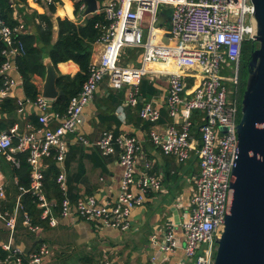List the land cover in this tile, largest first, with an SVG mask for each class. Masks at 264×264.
<instances>
[{
    "label": "built area",
    "instance_id": "2783aa9c",
    "mask_svg": "<svg viewBox=\"0 0 264 264\" xmlns=\"http://www.w3.org/2000/svg\"><path fill=\"white\" fill-rule=\"evenodd\" d=\"M32 1L54 3V0ZM163 11L167 21L160 23L158 17ZM96 12H102L108 22L102 26L105 32L99 39L104 48L98 61L91 63L81 90L70 99L64 113L54 111L53 100L43 97L41 90L33 100L19 98V111L24 103L35 106L39 126L23 134L17 124L0 131V157L18 166L15 152L28 153L30 185L20 189L36 196L41 217L50 226L57 224L58 216L77 215L87 221L126 229L131 210L145 201L148 192L160 189L161 179L150 173L146 160L137 169L140 145L136 136L103 131L95 141H90L78 132V125L84 108L94 99L104 80L115 89L127 87L125 103L136 107L141 80L162 79L168 121L160 125L161 111L152 100L144 102L137 114L153 123L148 131L149 139L165 155L175 157L179 163L196 161L198 173L193 178L190 208L181 223L183 250L194 264H213L237 148L239 103L230 94L239 82L242 44L253 40L256 29L252 0H101ZM167 29V41H164ZM18 33V27L10 28L0 18V38L6 46L2 51L5 61L0 66V76L4 79L0 96L22 85L20 74L19 78L12 76V71L17 70L14 58L22 52L21 43L13 44ZM127 47L140 50L137 64H120ZM52 121L57 122L54 127L50 126ZM70 135H75L84 145L97 147L103 156L119 151L118 162L123 173L115 200L100 202L89 195L72 201L68 196L64 161L69 150L66 138ZM51 154L59 167L56 182L63 193L59 204L47 198L42 189V161ZM13 182L17 184L16 177ZM6 200V180L0 167V219L10 234L15 231L19 214L25 228L39 231L23 209L21 193L12 209L4 207ZM178 246L173 228L169 227L163 234L161 249L171 253ZM2 247L12 250L9 243ZM47 251L41 245L32 261L38 262ZM12 252L16 254L15 263L20 264L21 252L18 249ZM95 264H112V261L105 259Z\"/></svg>",
    "mask_w": 264,
    "mask_h": 264
},
{
    "label": "crops",
    "instance_id": "0c3cea01",
    "mask_svg": "<svg viewBox=\"0 0 264 264\" xmlns=\"http://www.w3.org/2000/svg\"><path fill=\"white\" fill-rule=\"evenodd\" d=\"M14 1L13 18L19 23L17 27L20 33L36 34L40 21L35 14L45 15L51 23V45L58 39L60 19L68 18L78 24L93 14L83 15V10L81 13H75V2L80 0H58L53 3V9L43 2ZM81 7H85V4L82 3ZM38 45L44 51L51 47L42 42ZM103 48L104 43L100 40L92 43L91 63L98 61ZM123 54L129 57L124 50ZM126 57L124 62L127 64L129 60ZM56 69L59 75L73 77L79 71V66L68 60L57 63ZM12 76L19 78L18 70L12 71ZM43 77L44 75L36 74L32 78L39 91ZM119 90L121 89L110 87L106 80L100 83L94 99L82 112L78 132L90 141H95L111 125L110 130H119L118 135L129 133L136 136L140 145V151L136 155L137 169L142 168L145 160L149 162L150 173L161 179L160 189L148 192L145 201L131 210L130 225L126 229L108 227L99 221H87L73 215L58 216L55 226H50L45 220L46 224L39 225V231L33 232L24 227L22 214H19L15 231L10 234L0 219V248L9 243L12 248L18 249L30 264H95L105 259L112 261V264H194L193 260H188L184 255L181 223L190 208L193 178L198 173L197 163H179L175 157L165 155L155 147L147 130L141 127L142 123L137 119L132 120L127 114L129 106L126 105L125 99L116 103L115 98H109ZM165 95L166 89L151 100L159 109L167 112ZM8 96L14 97L16 103L19 98L23 99V85L18 84L12 92L0 96V102ZM18 108L19 106L16 108L15 120L7 124L6 130L17 124L23 134L39 126L37 110L32 103H24L22 111ZM109 115L112 118H108ZM4 117L5 113L0 115L1 120ZM32 117L37 120V125L33 123ZM117 121L119 127L116 129ZM167 121L160 122V125ZM56 124V121H52L50 126L54 127ZM66 140L69 150L64 161L65 182L71 196L93 195L100 202L106 199L115 200L123 173V167L118 162L119 151L103 156L97 147L84 145L75 135L68 136ZM17 152L20 151L15 154ZM5 180L7 182L6 177ZM169 227L173 228L179 243L171 253L161 249L163 234ZM41 245L46 246L47 253L40 255L38 262L32 261V256L39 253ZM8 256L2 262L0 260V264H16V254L12 252Z\"/></svg>",
    "mask_w": 264,
    "mask_h": 264
},
{
    "label": "trees",
    "instance_id": "16d2710c",
    "mask_svg": "<svg viewBox=\"0 0 264 264\" xmlns=\"http://www.w3.org/2000/svg\"><path fill=\"white\" fill-rule=\"evenodd\" d=\"M23 1V0H21ZM58 0H54L56 2ZM98 2L101 0H97ZM14 0H0V18L1 20L10 28L17 27L19 23L17 20L13 18V7ZM83 0L75 2V13H81L82 9H80ZM51 9H53L54 4L50 5ZM35 16L39 19L40 23L37 25V33L36 34H28V33H18L13 37V44L21 43L22 52L18 53L14 60L19 74L22 76V85L24 98H28L33 100L36 98L39 90L37 86L33 83L32 78L34 75H44L45 67L43 64L44 54H48L52 60V62L57 65L59 62H64L68 60L74 61L79 66V71L73 76H65L59 75L56 81L57 88L63 91V94L58 96L57 99L52 101V109L59 113H64L67 109L70 99L77 95L81 90L82 84L86 80L91 66V45L94 41L99 40L100 37L105 32V28L102 26H107L108 22L105 19V16L102 12H96L92 15L85 17L83 23H74L72 20L68 18L60 19L58 22L59 32L58 39L53 45L50 44L52 31H51V23L47 16L41 14H35ZM50 45V49L48 51H44L41 47H39V43ZM256 42L252 39L246 40L243 42L241 47V57L239 61V82L235 87L236 93L234 95L235 101L237 100L239 103V117H240V100L242 97V93L245 88L246 81V64L250 57V53L253 50ZM6 49L5 43L0 38V66L5 61V56L3 54V50ZM124 51L129 55V57H136L139 54V49L137 48H124ZM46 56V55H45ZM129 57L127 60H129ZM139 57V56H138ZM189 81V85L191 84V80ZM4 87V79L0 76V89ZM127 90V87H124ZM165 89L164 81L154 80L151 78H144L141 80L139 84V93L140 99L136 105V107L127 108V114L130 115L132 120L137 119L139 123H142V128H145L147 132L152 127L151 122L145 121L139 118L138 110L142 106V104L146 101H150L154 97L158 96L162 90ZM125 89H121L118 91L116 95H110L109 98H115L116 103H120L124 100L127 95V91ZM18 104L16 103V99L14 97H6L4 100L0 102V115L5 113L6 117L2 120L0 119V131L6 130V126L8 123H12L15 120V112ZM161 118L160 122H164L168 120L167 112L164 109H160ZM108 118H112L111 115ZM33 123L37 125V120L35 117H32ZM118 122V121H117ZM136 122V123H138ZM116 123V122H115ZM119 127V122L116 123V129ZM111 125L108 127L106 131H112ZM196 129V126H194ZM20 131V130H19ZM21 132V131H20ZM115 135H118L119 130H114ZM17 142L14 139V144ZM16 157L19 159V165L14 166L9 162L3 160L1 164V168L5 177L7 179L6 182V209H12L15 199L17 195L21 193V204L23 205V209L28 213L31 223L34 226L45 225V219L41 218L40 209L37 207V198L30 191L29 192H21L20 187L29 188L30 185V170L31 166L27 160L28 153L17 152ZM46 159V160H45ZM44 169H43V192L49 199H55V201L59 204L63 198V193L59 188V185L56 182V178L59 174V167L56 161L53 159V155L51 154L48 157L43 158ZM46 166V167H45ZM17 178V184L12 180L13 178ZM68 196L72 199V201H77L78 199L85 196H71L70 192H68ZM57 211L58 208L56 207ZM40 248V247H39ZM5 251V249L0 248V257L1 262L6 259L11 251ZM21 256L20 264H30L25 257L19 253Z\"/></svg>",
    "mask_w": 264,
    "mask_h": 264
},
{
    "label": "water",
    "instance_id": "95a60500",
    "mask_svg": "<svg viewBox=\"0 0 264 264\" xmlns=\"http://www.w3.org/2000/svg\"><path fill=\"white\" fill-rule=\"evenodd\" d=\"M83 1V15L97 10V0ZM252 4L257 46L246 64L236 125L237 148L213 264H264V0H252ZM158 19L160 23L167 21V14L161 12ZM43 64L41 94L55 100L63 94L56 85L59 73L49 55L43 57Z\"/></svg>",
    "mask_w": 264,
    "mask_h": 264
},
{
    "label": "rangeland",
    "instance_id": "374dc122",
    "mask_svg": "<svg viewBox=\"0 0 264 264\" xmlns=\"http://www.w3.org/2000/svg\"><path fill=\"white\" fill-rule=\"evenodd\" d=\"M166 23H164V25H163V27H166ZM257 46V44L254 46V47H256ZM127 55L126 54H123L121 57H120V64H123V65H125L126 63L124 62L125 61V58L124 57H126ZM138 56H139V54L138 55H136V57H129V61H128V63L129 64H133V65H135V64H137L138 63ZM126 58H128V56L126 57ZM235 93H236V89H232V91H231V94H230V98L231 99H235L234 98V95H235ZM3 158L2 157H0V163H3ZM191 194H193V190L191 189Z\"/></svg>",
    "mask_w": 264,
    "mask_h": 264
}]
</instances>
